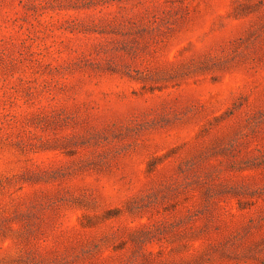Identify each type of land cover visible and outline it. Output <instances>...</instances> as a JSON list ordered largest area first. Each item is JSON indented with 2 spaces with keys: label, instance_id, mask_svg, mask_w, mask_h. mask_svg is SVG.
Masks as SVG:
<instances>
[{
  "label": "rangeland",
  "instance_id": "rangeland-1",
  "mask_svg": "<svg viewBox=\"0 0 264 264\" xmlns=\"http://www.w3.org/2000/svg\"><path fill=\"white\" fill-rule=\"evenodd\" d=\"M0 264H264V0H0Z\"/></svg>",
  "mask_w": 264,
  "mask_h": 264
}]
</instances>
